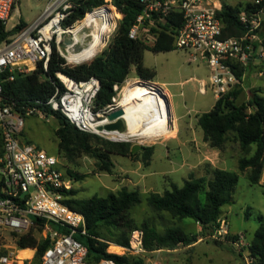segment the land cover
Instances as JSON below:
<instances>
[{
	"label": "built area",
	"instance_id": "built-area-1",
	"mask_svg": "<svg viewBox=\"0 0 264 264\" xmlns=\"http://www.w3.org/2000/svg\"><path fill=\"white\" fill-rule=\"evenodd\" d=\"M17 1L0 0V24L6 27V32H13L0 39V131L4 142V153L0 158V264H116L112 259L96 263L89 261L88 247L77 239L88 236L85 218L63 202L64 191L72 189L73 180L62 171L58 157L20 140L25 117L4 102L2 88L4 80L12 81L16 74L32 73L40 62L47 70L54 48L65 59L66 65L76 66L100 56V45L90 55L71 60L76 40L69 28L75 22L68 23L77 10L76 0H49L36 22L16 32L17 25L9 29L8 23ZM261 1L255 0L256 3ZM140 2L142 12L131 27L129 37L154 44L166 19L174 12L181 13L184 24L173 35L174 47L188 52L191 62L198 60L208 68V79L197 81L199 92L203 95L211 89L215 98L220 99L239 83L233 65L246 66L252 50H260L264 55L263 39L258 32L262 28L264 10L240 13V21L246 26L247 33L242 37L224 39V24L218 17L223 8L222 0ZM66 39H70L71 44L66 45ZM255 45L257 48H254ZM4 75H7L6 78H3ZM60 82L64 90L57 88L46 102L47 106L60 111L82 132L116 142L123 141L112 134L123 132L100 130V127L111 123L107 116L119 109L120 103L114 96L110 105L94 111L95 99L101 87L97 78L78 82L66 76ZM138 83L147 84L146 81ZM119 89L120 86H114L116 94ZM26 115L46 116L37 107L29 108ZM227 234V221L224 219L212 236L218 239ZM24 235H31L38 243L48 242L39 261L36 260V247L21 248L18 245L19 237ZM143 239V232L134 230L129 246L120 247V256L144 253ZM232 244L243 248L245 264H258L251 256L250 244L244 242V236L233 240ZM26 250H31V253L21 255Z\"/></svg>",
	"mask_w": 264,
	"mask_h": 264
},
{
	"label": "trees",
	"instance_id": "trees-1",
	"mask_svg": "<svg viewBox=\"0 0 264 264\" xmlns=\"http://www.w3.org/2000/svg\"><path fill=\"white\" fill-rule=\"evenodd\" d=\"M75 2L77 10L68 24L75 23L69 29L77 27L90 14L106 7L103 6L105 0H76ZM222 2L223 8L218 13V17L224 24L222 36L224 39L242 37L247 33L246 26L240 21V13L251 14L264 10V0L260 3L248 2L243 7L230 5L227 0ZM112 5L120 12L119 14L113 11L121 24L107 49L100 56L90 62L69 66L54 48L47 70L44 69L43 62H40L32 73L16 74L14 80H4L2 83L4 102L12 106L18 114L26 117L29 108L37 107L46 116L57 120L59 128L56 136L59 140V154L69 160H73L76 155L96 158L100 162L99 169L107 173H111L115 166L111 160V154L128 156L129 144L105 141L110 149H98L94 147L93 141H100L99 136L78 130L60 111H54L47 106L46 102L55 94L57 88L64 90L58 74L66 75L78 82L87 81L92 77L97 78L101 87L95 99L94 111L98 112L112 103V98L116 95L114 86H122L133 67L141 79L153 81L156 73L144 65L145 52L174 51L176 48L173 35L184 24L181 13H172L162 25L157 41L150 45L129 37L131 27L142 12L140 0H112ZM27 26L26 23L20 22L14 31L23 30ZM263 26L264 20L262 28ZM262 28L258 32L264 41ZM11 34L13 32H6V27L0 24V39ZM254 48H257V45ZM251 53L255 51L252 50ZM233 68L239 83L216 100L211 111L199 116L198 125L203 130L204 141L213 149L223 150L230 138L229 135L233 134L245 154L239 159V170L246 172L251 184H259L264 169V96L261 95V90H255L251 92L248 102L239 104L238 101L244 93L242 83L247 68L239 64L233 65ZM6 76L4 75L3 78ZM145 150L146 158L150 157L154 151L153 147ZM3 153L4 142L1 135L0 158ZM81 179H83L82 176L75 177V180ZM238 183L239 176L236 172L215 168L210 179L197 178L194 174H190L182 187L173 183L172 190H167L163 194L151 193L146 200L155 212L169 213L179 220H193L201 226L203 231H209L212 236L220 227L222 209L234 202L233 193ZM64 194L63 202L85 218L88 236L77 237V239L88 247L90 262L112 259L116 264H144V260L140 257L109 253L110 245L99 239L101 229L104 227L127 228L124 238L118 240L116 244L129 246L130 233L136 229L130 218V210L142 202L139 191H131L124 187L106 197L95 195L84 200L76 198L77 192L73 189L64 191ZM143 230V243L148 251L177 250L180 246H192L200 239L199 236L189 235L181 227L169 228L165 234L161 235L145 222ZM237 239V236L233 237V240ZM18 245L21 248L36 247V260L39 261L48 247V242L38 243L37 239L31 235H24L19 237ZM111 249L119 252L117 248ZM249 251L258 264H264L263 224L255 233ZM30 253L31 251H24L21 255Z\"/></svg>",
	"mask_w": 264,
	"mask_h": 264
},
{
	"label": "rangeland",
	"instance_id": "rangeland-1",
	"mask_svg": "<svg viewBox=\"0 0 264 264\" xmlns=\"http://www.w3.org/2000/svg\"><path fill=\"white\" fill-rule=\"evenodd\" d=\"M254 1L227 0L230 5H242V7ZM48 3L49 0H18L8 28L12 29L20 22L28 26L33 24L44 13ZM105 5L112 7L120 14L112 5V1L105 0ZM110 21L111 28L103 37L99 47L100 55L107 49L121 24L112 13ZM144 65L155 71L153 81L141 79L133 67L115 95L117 102L124 101L125 89L129 84L139 81L151 82L170 95L167 102L173 116L171 124L174 129L171 134L159 140L131 136L127 127L123 137L119 136L123 139L122 142L99 136L100 141H93L94 147L98 149H110L105 141L129 144L128 156L111 154V160L115 165L111 173L101 171L100 162L96 158L76 155L73 160H69L59 154V140L56 136L59 124L53 117L41 118L38 115H26L20 140L34 144L58 157L62 171L73 180L72 189L77 192L78 199H89L95 195L106 197L124 187L131 191H139L142 202L130 210V218L136 226L135 230L142 231L143 235V224L146 222L161 235L165 234L169 228L181 227L189 235L200 237L198 243L189 247L180 246L177 250L148 251L144 247V253L140 255L129 253L126 255L140 257L144 260V264L155 262L159 264H244L243 248L234 246L232 241L233 237L242 235L244 242L249 245L257 230L262 224L264 225L263 173L259 184H251L246 172L239 170V159L245 154L233 134L229 135L230 138L223 150L213 149L204 141L203 130L198 125V119L201 114L212 110L216 98L211 89H208L205 95L199 92L197 81L207 80L210 75L203 63L198 60L191 62L188 52L175 49L171 52L158 53L146 51ZM246 68L248 69L242 83L244 93L238 101L239 104L248 102L251 92L257 89L262 90L261 95L264 96V55L260 50L256 52L253 62ZM136 145L143 146L145 149L153 147L154 151L150 157L146 158L145 149L132 151ZM215 168H224V170L236 172L239 176L238 186L233 193L234 202L222 209L220 219L227 221L228 236L215 239L209 231H203L195 221L179 220L169 213L155 212L148 205L146 197L149 194H163L167 190H172L173 183L182 187L190 174H194L197 178L210 179ZM76 176H82L83 179L75 180ZM127 231V228L104 227L101 229L99 239L110 245L109 253L122 255L120 247L123 246L116 243L124 238ZM132 233L133 231L130 237ZM112 247L117 248L119 252L112 251Z\"/></svg>",
	"mask_w": 264,
	"mask_h": 264
},
{
	"label": "bare ground",
	"instance_id": "bare-ground-1",
	"mask_svg": "<svg viewBox=\"0 0 264 264\" xmlns=\"http://www.w3.org/2000/svg\"><path fill=\"white\" fill-rule=\"evenodd\" d=\"M113 11L109 6L101 8L90 14L77 27L69 29L74 33L76 40L71 60L78 56L90 55L101 44L111 28L110 14L113 15ZM58 77L66 79L63 74H58ZM124 96V101L120 102L119 106L124 110L123 119L131 136L159 140L171 134L174 127L171 124L173 116L167 102L168 92L152 83L135 82L126 87ZM112 134L120 137L124 135L117 132Z\"/></svg>",
	"mask_w": 264,
	"mask_h": 264
},
{
	"label": "water",
	"instance_id": "water-1",
	"mask_svg": "<svg viewBox=\"0 0 264 264\" xmlns=\"http://www.w3.org/2000/svg\"><path fill=\"white\" fill-rule=\"evenodd\" d=\"M264 19V15H263ZM65 44L69 45L71 44L70 39L65 40ZM124 116V110L122 108H119L113 112H111L107 117L111 121L110 124L106 125L105 127H100V130L105 129L107 131H118V132H124L126 129V122L123 119ZM145 148L143 146L136 145L133 147L132 151L137 152L138 150H144Z\"/></svg>",
	"mask_w": 264,
	"mask_h": 264
},
{
	"label": "crops",
	"instance_id": "crops-1",
	"mask_svg": "<svg viewBox=\"0 0 264 264\" xmlns=\"http://www.w3.org/2000/svg\"><path fill=\"white\" fill-rule=\"evenodd\" d=\"M256 54V52L255 53H253L252 54V56H251V58H250V60H249V62H248V64L247 65H249L250 63H252L253 62V58H254V55ZM247 65L245 66V67H247ZM248 69V68H247ZM257 90H260V89H257ZM264 92V91H263ZM261 94H262V90H261ZM170 96V95H169ZM217 100V99H216ZM216 103V102H215ZM171 104V103H170ZM215 105V104H214ZM172 110H173V108H172ZM40 148V147H39ZM219 169H224V168H219ZM198 243V242H197ZM117 247H119V246H117Z\"/></svg>",
	"mask_w": 264,
	"mask_h": 264
}]
</instances>
